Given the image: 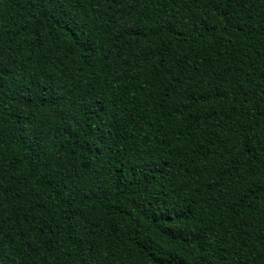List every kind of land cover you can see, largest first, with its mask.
Masks as SVG:
<instances>
[{"label": "trees", "instance_id": "16d2710c", "mask_svg": "<svg viewBox=\"0 0 264 264\" xmlns=\"http://www.w3.org/2000/svg\"><path fill=\"white\" fill-rule=\"evenodd\" d=\"M4 264H264V0H0Z\"/></svg>", "mask_w": 264, "mask_h": 264}, {"label": "snow or ice", "instance_id": "6c2138e0", "mask_svg": "<svg viewBox=\"0 0 264 264\" xmlns=\"http://www.w3.org/2000/svg\"><path fill=\"white\" fill-rule=\"evenodd\" d=\"M0 264H4L3 258H0Z\"/></svg>", "mask_w": 264, "mask_h": 264}]
</instances>
